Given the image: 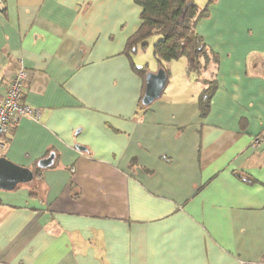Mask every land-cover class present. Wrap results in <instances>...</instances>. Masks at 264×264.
Segmentation results:
<instances>
[{"label":"crops","instance_id":"crops-1","mask_svg":"<svg viewBox=\"0 0 264 264\" xmlns=\"http://www.w3.org/2000/svg\"><path fill=\"white\" fill-rule=\"evenodd\" d=\"M128 2L0 0V99L23 65L42 111L0 148L35 173L0 189V264H264V0L198 21L218 55L205 116L177 60L143 105L137 67L159 63L126 52Z\"/></svg>","mask_w":264,"mask_h":264},{"label":"trees","instance_id":"trees-1","mask_svg":"<svg viewBox=\"0 0 264 264\" xmlns=\"http://www.w3.org/2000/svg\"><path fill=\"white\" fill-rule=\"evenodd\" d=\"M135 2L141 7L142 22L140 28L129 38L126 52H136L147 46L150 37L158 36L153 51L159 68H164L168 76L170 72L166 64L186 56L189 71L204 83L199 96V107L201 116L207 115L218 86L215 71L212 69L218 64V55L197 31V23L210 15L209 7L214 0H208L204 6L196 3V0ZM137 72L146 77L149 71L147 66H142L137 67Z\"/></svg>","mask_w":264,"mask_h":264},{"label":"water","instance_id":"water-1","mask_svg":"<svg viewBox=\"0 0 264 264\" xmlns=\"http://www.w3.org/2000/svg\"><path fill=\"white\" fill-rule=\"evenodd\" d=\"M145 92L142 103L145 106L151 105L159 99L167 85L168 75L164 68L157 71H149L145 77ZM54 155L39 161L41 168L49 167L53 163ZM35 173L26 166L19 165L9 160L6 156L0 155V189L12 190L19 184L30 183L34 180Z\"/></svg>","mask_w":264,"mask_h":264},{"label":"built area","instance_id":"built-area-1","mask_svg":"<svg viewBox=\"0 0 264 264\" xmlns=\"http://www.w3.org/2000/svg\"><path fill=\"white\" fill-rule=\"evenodd\" d=\"M28 72L25 66H20L13 75L6 95L0 99V148L6 145L9 137L23 118L39 121L42 111L27 104L24 97L25 82ZM0 253V261H1Z\"/></svg>","mask_w":264,"mask_h":264},{"label":"rangeland","instance_id":"rangeland-1","mask_svg":"<svg viewBox=\"0 0 264 264\" xmlns=\"http://www.w3.org/2000/svg\"><path fill=\"white\" fill-rule=\"evenodd\" d=\"M198 2L200 4H202L201 1H198ZM198 2H196V3H198ZM128 7H129V12H128V20H127V22H128L127 31L129 32L131 29H133V26H134L133 23L140 22L139 14H138V13H140L139 12L140 6L135 2V0H133V2H128ZM157 39H158V36L150 37L147 41V43H148L147 46L139 48V53L137 54L139 62H141V58H144V62L150 61V65L153 67V69L157 68L156 67L157 60L154 56V51H153L154 43L156 42ZM176 60L178 61L177 63H179V64L180 63H186V64L188 63L186 56H182ZM158 69H159V67H158ZM171 76H173V73H171ZM171 79H172V77H171ZM171 79H170L171 82H169V84H168L169 87H171V85H174V83H175L174 80H171ZM191 79H192V75H191ZM192 83L193 84L198 83L200 85V83H203V81L201 79L195 78V80L194 79L192 80ZM203 85H204V83H203ZM167 91L168 90H164V92H163L164 95H166Z\"/></svg>","mask_w":264,"mask_h":264}]
</instances>
